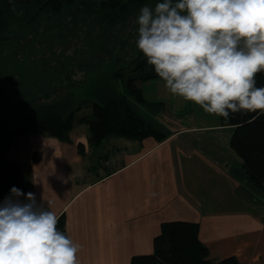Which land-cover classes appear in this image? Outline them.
<instances>
[{
	"label": "crops",
	"instance_id": "0c3cea01",
	"mask_svg": "<svg viewBox=\"0 0 264 264\" xmlns=\"http://www.w3.org/2000/svg\"><path fill=\"white\" fill-rule=\"evenodd\" d=\"M149 82L156 102L142 88ZM140 85L144 100L162 110L157 118L178 120L163 141L111 137L98 152L82 124L70 131L69 142L44 131L19 135L6 158L21 166L26 194L64 216L66 236L81 245L79 264H130L133 256L153 252L167 221L197 223L213 261L233 256L239 264H264V200L254 198L244 180L243 162L230 146L233 128L220 116L206 121L212 114L184 123L178 118L189 117L192 102L173 97L161 79ZM217 133H225L224 140L213 138ZM117 152L122 157L113 172L87 173L95 158L107 154L108 161Z\"/></svg>",
	"mask_w": 264,
	"mask_h": 264
},
{
	"label": "trees",
	"instance_id": "16d2710c",
	"mask_svg": "<svg viewBox=\"0 0 264 264\" xmlns=\"http://www.w3.org/2000/svg\"><path fill=\"white\" fill-rule=\"evenodd\" d=\"M152 1L0 0V32L3 33L13 24H33L40 18H56L71 10L92 17L104 29H115L126 26L142 7ZM3 39L5 37L0 36V40ZM128 49L134 53L131 47ZM131 58L133 60L129 58L126 65L129 67L128 73L122 79L124 93L117 91L109 80L101 81L102 76L98 75L100 68L97 65L89 64L77 69L81 77L85 70L86 79L96 78L92 81L91 95L89 94L94 98L93 101H77L76 93L73 92L77 83L70 79L62 85L65 97L47 103L40 102L37 97L36 103H31L27 98H21L23 96L19 91L16 92L18 84L15 80L7 79L9 84L13 83L10 85H15V92L11 86L0 80V203L11 195L13 187L26 194L25 176L21 166L10 163L6 158L11 142L19 135L44 131L62 142H69L70 131L76 125L82 124L87 126V140L91 149L99 148L111 137L138 141L153 137L158 142L166 138V134L156 128L131 103L133 99L137 105L156 107L157 104L144 100L139 86L143 82L160 78L139 50ZM121 70L122 68L117 69ZM255 80L257 87H264V71L257 73ZM76 102L78 103L73 108ZM84 108L89 109V113L83 112ZM221 123L233 128L230 146L243 162L244 180L258 198L264 199V115L258 112H240L230 114L229 119L221 117ZM77 149L84 156V146L79 144ZM108 157L107 154L99 156V165L93 166L91 173H95L99 167L113 172L104 167ZM18 199L26 202L23 195ZM57 227L66 235L64 216L59 217ZM208 256L207 248L199 239L197 223L167 221L161 224L160 233L153 239V252L133 256L130 264H239L233 256L220 261H213Z\"/></svg>",
	"mask_w": 264,
	"mask_h": 264
},
{
	"label": "clouds",
	"instance_id": "9594fccd",
	"mask_svg": "<svg viewBox=\"0 0 264 264\" xmlns=\"http://www.w3.org/2000/svg\"><path fill=\"white\" fill-rule=\"evenodd\" d=\"M137 25L136 47L173 97L225 119L264 115L255 80L264 71V0H163L142 7ZM58 223L34 193L13 187L0 203V264H79L81 245Z\"/></svg>",
	"mask_w": 264,
	"mask_h": 264
},
{
	"label": "rangeland",
	"instance_id": "374dc122",
	"mask_svg": "<svg viewBox=\"0 0 264 264\" xmlns=\"http://www.w3.org/2000/svg\"><path fill=\"white\" fill-rule=\"evenodd\" d=\"M152 2L146 6H152L154 10L155 5L163 0H153ZM140 10L126 26L115 29H104L92 17L73 10L56 18H40L33 24H13L3 33L0 32V36L5 37L0 40V80L5 85L8 83L6 79L15 80L18 84L16 92L19 91L23 96L21 98H27V101L31 103H36V97L40 102L47 103L65 97L62 85L70 79L77 83L73 89L77 101L81 99L93 101L94 98L90 96V87L96 78L88 77L86 79L85 70L84 73L82 72V77L77 71L78 68L91 64L100 68L98 75L102 76L101 81L109 80L117 91L124 93L122 79L126 77L129 70V67L126 66L129 63L128 59L130 58L132 61V54L138 52L136 47L137 31L130 33L138 27L137 18ZM129 47L134 53H131ZM118 68H122V70L117 71ZM114 74L117 75L114 77ZM58 86H60L59 89ZM11 87L15 92V85H11ZM142 88L146 98L156 102L155 95H158V92L154 89V83H146ZM77 103H74L73 108ZM131 103L165 133H170L171 129L179 125L178 120L168 118L166 114H164L165 117L157 118L160 116L159 112L162 111L157 106L137 105L133 99H131ZM83 112L89 113V109L84 108ZM187 113H189V117L178 119L185 123L186 119H190L192 115V122H196L200 115H209L200 106L193 103ZM179 117L186 116L180 112ZM215 117L217 115L212 114L211 118L205 120L210 121ZM169 126L171 128H168ZM224 136L225 133H221V135L217 133L213 138L224 140ZM106 142L107 140L103 144ZM97 150L100 152L101 147ZM95 165H99L98 158L94 159V163L88 165L89 175L92 174L91 168ZM104 167L113 168L107 164ZM251 192L254 198H257V195L253 191Z\"/></svg>",
	"mask_w": 264,
	"mask_h": 264
},
{
	"label": "built area",
	"instance_id": "2783aa9c",
	"mask_svg": "<svg viewBox=\"0 0 264 264\" xmlns=\"http://www.w3.org/2000/svg\"><path fill=\"white\" fill-rule=\"evenodd\" d=\"M121 157H122L121 152L114 153L105 164H107L110 167H113L117 162L121 160Z\"/></svg>",
	"mask_w": 264,
	"mask_h": 264
}]
</instances>
